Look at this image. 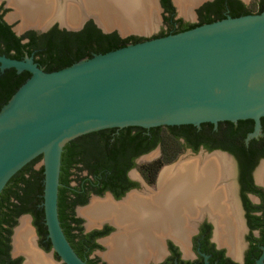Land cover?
<instances>
[{"label":"water","instance_id":"1","mask_svg":"<svg viewBox=\"0 0 264 264\" xmlns=\"http://www.w3.org/2000/svg\"><path fill=\"white\" fill-rule=\"evenodd\" d=\"M100 26L104 32L129 34L113 25ZM15 28L17 34L24 30ZM12 66L30 75L0 107V191L19 168L42 155L47 236L64 264H89L67 239L57 210L61 153L72 138L110 126L216 124L248 117L254 126L246 140L262 133L264 8L127 42L53 70L43 69L33 51L23 58L0 53V70ZM213 151L228 155L222 149ZM105 194L112 197L109 191ZM200 202L193 205H206ZM106 221L119 229L111 219L97 220L93 227ZM189 221L192 227L196 223L192 216ZM263 257L264 251L254 264H262Z\"/></svg>","mask_w":264,"mask_h":264},{"label":"trees","instance_id":"2","mask_svg":"<svg viewBox=\"0 0 264 264\" xmlns=\"http://www.w3.org/2000/svg\"><path fill=\"white\" fill-rule=\"evenodd\" d=\"M160 1L164 8L162 14L166 26L151 36L135 34L121 36L116 30L103 32L100 28L92 25L91 21L78 30L59 29L53 26L45 31L28 30L19 35L12 29L11 24L0 18V53L14 58H23L24 55L33 51L35 61L43 69L53 70L64 67L84 56L105 52L127 42L184 30L200 23L223 18L227 14L236 16L249 12H259L264 8V0H254L256 10H253L242 0H211L199 6L197 8V20L189 22L182 17L174 16V6L170 0ZM227 8H229L228 12H226ZM29 75L28 70L17 71L13 66L0 70V107ZM221 122L226 124L214 132V135H210L213 138L220 136L221 143L219 144L221 147L237 150L239 153L249 149L264 152V115L261 116V136L252 137L248 140H246V135L253 129L254 119L250 117L239 118L236 121L224 119ZM207 123L210 127L214 124L210 121L201 122L203 129L199 131H196L198 125L192 123L164 124L168 127L164 128L169 130L163 132L174 139L175 146H169L171 141L168 143L165 140L161 157L153 163L143 165L142 169L145 174L149 166H152L148 180L153 181L158 167L173 160L181 149V143L173 137V131L170 130L173 126L181 125L183 132L194 133L195 131L194 134L199 136L203 132L207 134L209 131ZM161 125L150 127L125 125L99 128L78 135L63 146L57 197L58 217L67 239L87 263L105 264L98 257L90 256L89 253L91 250L101 247L98 242L93 240V235L106 233L110 227L107 226L104 230L83 232L82 218L74 215V206L78 203H85L88 193L91 191L99 194L105 189L117 191V187L124 179L125 170L130 165L127 163L129 149L137 147L142 143V139L145 141L148 135L147 130L154 132L157 127L163 133L162 127H159ZM113 133L114 135H112ZM234 139H240L242 143L233 142ZM240 156H242L240 157L242 163H245L243 155L240 154ZM41 157L42 155L38 154L26 162L8 179L0 191V264H3L4 261L7 264L14 263V260L9 259L7 253L9 248L7 240L12 225L16 223L17 217L21 213L29 212L39 234L43 236L47 234L42 205L43 166L42 164L35 166ZM83 170L86 172L82 175L80 173ZM72 180H75L76 183L72 184ZM120 194L121 192L117 195ZM50 245L51 242L48 246ZM16 264H18V259Z\"/></svg>","mask_w":264,"mask_h":264},{"label":"flooded vegetation","instance_id":"3","mask_svg":"<svg viewBox=\"0 0 264 264\" xmlns=\"http://www.w3.org/2000/svg\"><path fill=\"white\" fill-rule=\"evenodd\" d=\"M4 1L5 3L0 2V18L5 20L7 23L11 24L10 21L6 18V14H8L7 13L8 9L6 8L7 7L6 4L9 6L8 2L10 1L9 0H4ZM63 1L64 0H62V2ZM170 1L174 6V16L181 17L176 13V8L173 0ZM206 1H211V0L201 1L195 7L196 12H197V8ZM157 3L162 8V12H163L164 8L161 1L157 0ZM9 7L14 8V10L12 12L10 11L11 13L9 12L8 17L9 18L15 17L17 19H20L19 23L15 26V27L17 26L19 27V25L22 23V20L19 16H13L15 12V7L13 5ZM228 11L229 8H227L226 12ZM83 12L87 13L86 10H83ZM87 15L88 16L85 19L84 23L79 28H75L74 25H76L78 21L84 17V15H80V14L78 15L79 20L75 23L67 22L64 19L61 20L60 18L53 17L51 18V21L50 20L46 21L44 24L26 25L24 26V30L22 31L21 34L25 33L28 30L45 31L41 27L46 25H48L46 30L52 28L53 26H56L59 29L64 28L67 30H78L83 28L90 21L92 25H95L96 27L100 28L101 31H103L102 27L100 26V24L102 25V23H100L101 21H99L97 16L94 15L93 13ZM185 21L192 22L195 20L192 21L185 20ZM12 26L13 25L11 24V27ZM158 32H160V30L154 32L152 35ZM130 34H134V33H130ZM135 35H139V34H135ZM142 36H147V35H142ZM225 124L226 123H223L221 122V120H219L217 124H213L212 127H210V125L207 123L206 125L209 127V131L207 132V134H205L202 131L203 132L202 135L199 136L194 134L195 131L194 133L193 132L190 133L187 131L183 132L181 125H177L175 127L173 126L170 129L173 131L172 132V134H174L173 137H175L181 143V149L178 151V153L183 149H188L189 152L193 154L198 152L199 149H204L206 151V154L203 153L197 154L195 156L188 157L183 161H193V160L197 161V159L200 160L201 155L203 158L205 157L210 158L211 156L219 155L223 157V162L222 164H217V168H216L217 171L218 170L221 171V169H224V170H228L229 172L220 176V180L218 181L217 184L218 186L212 187L214 184L213 182V184L210 185L211 187L209 186V188L206 189V191L200 192L198 194V198L197 196H195L190 199V200L196 199L195 201L201 200V202L203 201V203L204 204L206 203V205H202V206L200 205V210L197 207L199 211L195 209V211L190 213V219L191 216L194 217L196 219V223L193 227L191 226L190 223V227L186 231L187 242L185 243V249L174 238L173 235L167 232L164 234L166 236L165 238L163 237L164 238L163 240L158 239L163 249L161 255L159 256V258L151 257L150 259L147 260L146 264H192V263H203L205 261L209 263H218V264H254L256 259L259 258L260 255L263 253L264 251V180L260 178L259 173L264 166V152L260 150L251 151L249 149L243 153H239L237 150H230L221 147V145L219 144L221 143L220 136L213 138L210 135H214V132L218 131V129L223 127ZM159 127H162L161 128L162 132L164 130L167 131L169 130L164 128L166 127L164 126V124H162ZM200 129H203V125L201 124L197 126L196 131H199ZM146 132L148 133V135L145 141L144 139H142V143L137 145V147L135 146L132 149H129L127 153L128 154L127 163L128 165L129 164L130 165L129 166L127 165L128 167L125 170L124 179L122 183L119 185V187H117V191H113L112 189H105L100 194L91 191L88 193V197L86 200H90L92 194H98L101 196L105 194L107 191L111 193L112 197L109 196L110 199L106 198V199H100L98 201H113L112 198L113 199L115 198L117 200L118 199L123 200L125 199L127 194L131 192H141L138 195L142 196V194L143 195L146 194V196L150 197V195L155 192L154 191L151 193V190H154V188L156 187L160 168L168 162H165L158 167L153 177V181L148 180L152 166H149V168L147 169V173L145 174V172L142 169L143 165L153 163L161 157L163 152V146L165 147L164 144L165 140H167L168 143L171 141L169 143V146H175V144H174V139H172L169 135H166L165 132H163L164 134L161 133L157 127L155 128L154 132L148 130ZM112 135H114V133ZM260 136L261 134H259L256 137L258 138ZM232 141L238 144L242 143L240 139L239 140L234 139ZM152 142L153 144H151ZM214 149H222L224 151H227L228 155L224 153H222L224 155L219 154L220 152L215 153L213 151ZM150 151H154V152L148 155V160L145 162L138 163V159H140V156ZM240 154L243 155L245 163H242L240 158L242 156H240ZM133 168H136V176L132 175L131 170ZM85 172L86 171L83 170L81 171L80 174L83 175L85 174ZM74 176L75 175L73 174V177ZM215 177L219 178L218 175ZM71 183L75 184L76 181L72 180ZM145 184H147V187L144 186ZM224 184L230 185L228 189L229 192H227V195H229V197L224 195L225 194L223 190ZM134 189L135 191H132ZM120 192L121 194L117 195ZM127 201H129V199ZM85 203H78L74 206L73 212L75 216H79L78 213L79 212L81 213V209H84L88 204L80 208H78V206ZM236 215H239L241 220V229L239 232L237 233L235 232V234L237 235L236 237L238 242L241 241L239 243L240 249L238 252H235L232 244L230 243V240H227V238L226 240H220L217 238L218 230L226 231L225 233H227L231 237L232 235H234L233 230H231L232 227L227 228V223L229 221L232 223ZM215 220L218 222L217 230H215L216 228ZM81 224L83 227V232H89L92 230H104L105 227L107 226L110 227V229L106 233L100 235H93V240L98 242L100 245L102 244L99 241V239L101 237L108 235L114 227L112 223L107 221L104 222L101 227H92L89 229L86 228L85 224L83 223V220ZM34 227L37 233V240L35 242L37 249L39 251L42 250L40 252L43 254L45 253L44 255L48 256L53 264H64V262H62L61 260L59 263L55 262V257H58L59 259L60 257L57 255L55 251L49 253V250L52 249V245L48 246L50 242L47 234L44 236L39 234L35 224ZM224 227L226 228L224 229ZM13 228L14 225H12L11 227V232L9 233V239L7 240V243L9 244L7 253L9 259L14 260L13 264H16L17 259H18V264H23L26 259L25 257L26 255L22 252L14 251L15 246H13L12 244ZM229 230H231V232H229ZM228 235L227 237H229ZM12 248H14V250ZM95 249L90 251L89 253L90 256H95L92 254ZM23 258L24 261H22ZM99 260L101 262H104L105 264H109L106 260L104 261L101 258H99ZM3 264H7V262L4 261ZM124 264H131V263L126 262ZM262 264H264V257Z\"/></svg>","mask_w":264,"mask_h":264},{"label":"bare ground","instance_id":"4","mask_svg":"<svg viewBox=\"0 0 264 264\" xmlns=\"http://www.w3.org/2000/svg\"><path fill=\"white\" fill-rule=\"evenodd\" d=\"M9 1L15 7L13 16H19L22 20L19 27L17 26L15 29H21L29 24H44L46 21H51L53 17L75 23L79 20V14L86 16L90 13L97 16L102 26L116 25L121 31H142L151 28L156 22L155 0ZM195 1L175 0L179 11L187 16H189L190 6ZM83 10H86L87 13ZM222 162V156L214 155L210 158H203L201 155L200 160L177 162L174 166L172 165L173 167H166L157 186L151 190V193L155 192L150 197L146 196V192L142 196L138 195L141 192H131L119 202L98 201L109 198L106 196L92 199L87 208L81 209V213L88 217L89 223L101 219H111L117 222L121 229L120 232L109 236L111 238L108 237L109 250L104 255L105 258L112 264H118L123 259H129L133 264H145L151 257L156 258L161 255L163 249L158 239L165 232L173 235L185 249L186 231L190 227V213L197 209L196 199H190L195 196L198 198V194L213 182L212 187L218 186L220 176L229 172L224 169L217 171V164H222ZM217 175L219 178L215 177ZM259 176L264 180V166ZM229 186L226 184L223 186L224 195L227 197H229L227 195ZM128 199L129 201H127ZM191 201L192 203H190ZM198 208L200 210V206ZM199 210L197 209V211ZM28 220V217L23 216L20 219L22 224L15 228L13 234L15 250L14 248L13 250L26 255L23 264H53L50 258L44 255L45 253L40 252L42 250L37 249L34 232L29 226ZM217 227L218 222L216 221L215 230ZM228 227H232L234 235L231 237L225 233L226 231L218 230L217 238L220 240L227 238L235 252H238L241 241L238 242L235 232L237 233L241 229L239 215H236L232 223L230 221L227 223Z\"/></svg>","mask_w":264,"mask_h":264},{"label":"rangeland","instance_id":"5","mask_svg":"<svg viewBox=\"0 0 264 264\" xmlns=\"http://www.w3.org/2000/svg\"><path fill=\"white\" fill-rule=\"evenodd\" d=\"M201 1H203V0H196L193 4H192V6H191V8H190V12H189V16H187V15H185V14H183V13H181V11H179L180 9H178L179 8V6L177 5V3L175 2V0H173V2H174V4H175V8H176V13H177V15H179V16H181V17H183L185 20H190V21H192V20H196V18H197V12H196V10H195V7L201 2ZM248 6H250L253 10H256V3H255V1L254 0H243ZM0 2H4L5 3V1L4 0H0ZM155 3H156V16H155V20H156V22L154 23L155 25L154 26H151V28H148V29H145V30H142V31H140V30H137V31H135V30H127V32L126 33H134V34H139V35H147V36H150V35H152L154 32H156V31H159V30H161L162 28H165V26H166V24H165V22H164V20H163V12H162V8L158 5V3H157V0H155ZM8 4H9V6H12V4L10 3V2H8ZM6 8L8 9V14H6V18L10 21V23L13 25V26H16L18 23H19V20L20 19H17V18H15V17H12V18H9L8 17V15H9V12L11 11H13L14 10V8H10L7 4H6ZM178 6V7H177ZM12 9V10H11ZM10 12V13H11ZM114 27H116V28H118L116 25H113ZM154 151H150V152H148V153H146V154H143V155H141L140 156V159H138V163H141V162H145V161H147L148 160V155H150V154H152ZM201 153H203V154H206V151L205 150H201V149H199V151L198 152H196V153H191V152H189V150L188 149H183V150H181L178 154H177V156L172 160V161H170V162H168V163H166V164H164L161 168H160V171H159V176H158V181H157V183H156V186H157V184H158V182H159V180H160V178H161V176H162V174H163V172L166 170V167H169V166H174V164L175 163H177V162H179V161H183V160H185L186 158H188V157H191V156H195V155H197V154H201ZM40 163H41V159L39 160V161H37L36 163H35V166H39L40 165ZM172 166V167H173ZM165 168V169H164ZM171 168V167H170ZM132 175H135L136 176V168H133L132 170ZM145 187H147V184H145L144 185ZM132 191H135V189L134 190H132ZM109 197L108 195H106V194H103V195H101V196H95V197H93V196H91L90 197V200H87V202L85 203V204H82V205H80V206H78V208H80V207H83V206H86L87 204H89V202L92 200V199H94V198H97V199H100V198H104V197ZM90 206V205H89ZM88 206H86L85 208H87ZM79 212V211H78ZM23 215H27V213H24V214H21V215H19L18 217H17V221H16V223L14 224V227L16 228L17 226H20L21 224H22V222H20L19 221V218L21 219L22 217L21 216H23ZM78 215L79 216H81L82 217V220H83V223L85 224V226L86 227H88L89 228V226L90 227H93V226H95V222H92V223H89V220H88V217H86L84 214H82V213H78ZM27 217V216H26ZM29 220H28V224H29V226L32 228V231L34 232L33 233V236L35 237V242H36V240H37V233H36V230H35V227H34V224H33V218H32V216H31V214H30V216H29V218H28ZM114 226V225H113ZM120 228L119 229H117L116 228V226H114L113 227V229H112V231L108 234V235H106V236H104V237H101L100 239H99V241L101 242V247L100 248H96L94 251H93V255H95V256H98L99 258H101L102 260H108L107 258H105V254H106V252L109 250V246H108V244H107V241H108V239L109 238H111V237H109V236H111L112 234H113V232L114 233H117V232H120ZM13 233H14V228H13V232H12V244H13ZM165 233H167V232H165ZM165 233H163V234H165ZM165 236L166 235H163V237L165 238ZM109 237V238H108ZM161 235H160V239H164ZM35 245H36V243H35ZM13 249V248H12ZM49 252H53L52 251V249H50L49 250ZM159 258V257H158ZM23 260H24V258H23ZM22 260V261H23ZM109 261V260H108ZM127 262V263H131V264H133V262L131 261V260H129V259H124V260H122V262ZM55 262L56 263H59L60 262V259L58 258V257H55ZM110 262V261H109ZM147 262V261H146ZM23 263V262H22ZM146 264V263H145Z\"/></svg>","mask_w":264,"mask_h":264}]
</instances>
